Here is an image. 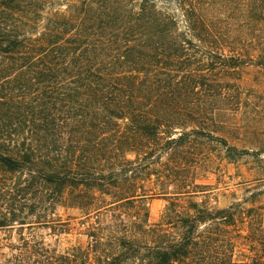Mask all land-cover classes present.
Returning <instances> with one entry per match:
<instances>
[{"label": "trees", "instance_id": "obj_1", "mask_svg": "<svg viewBox=\"0 0 264 264\" xmlns=\"http://www.w3.org/2000/svg\"><path fill=\"white\" fill-rule=\"evenodd\" d=\"M175 1L0 0V264H264L260 192L203 182L264 153V0Z\"/></svg>", "mask_w": 264, "mask_h": 264}, {"label": "rangeland", "instance_id": "obj_2", "mask_svg": "<svg viewBox=\"0 0 264 264\" xmlns=\"http://www.w3.org/2000/svg\"><path fill=\"white\" fill-rule=\"evenodd\" d=\"M189 2L190 6L187 4L186 8H194L197 12L210 18V21L215 24L233 22L227 17V11L223 6H220L219 0H189ZM155 3L157 8L174 14L179 25L188 23L185 11L180 8L175 0H155ZM245 78L249 82V87L254 84L252 72L247 74ZM254 88L257 89L258 87ZM259 158L261 160L246 155L234 163L217 160L215 164H217L218 169L215 165L214 172L208 173L207 179L203 180V182L213 185L209 202L215 206H224L233 200H240L248 196L251 191H257L260 192L259 199L264 205V153ZM165 204L166 201L163 198H150L146 201L152 220L158 218ZM56 211L62 213L61 208ZM65 217L66 214H63L62 218Z\"/></svg>", "mask_w": 264, "mask_h": 264}]
</instances>
